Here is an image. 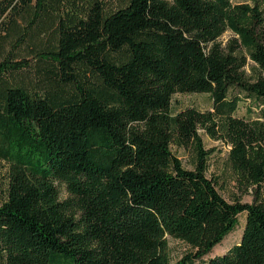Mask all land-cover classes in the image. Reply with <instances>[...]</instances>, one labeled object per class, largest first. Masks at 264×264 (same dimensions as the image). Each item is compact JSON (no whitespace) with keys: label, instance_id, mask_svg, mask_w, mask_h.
I'll use <instances>...</instances> for the list:
<instances>
[{"label":"trees","instance_id":"trees-1","mask_svg":"<svg viewBox=\"0 0 264 264\" xmlns=\"http://www.w3.org/2000/svg\"><path fill=\"white\" fill-rule=\"evenodd\" d=\"M199 131L250 203L205 175ZM1 162L0 264H189L241 213L203 264H264V0H0ZM166 236L191 251L170 263Z\"/></svg>","mask_w":264,"mask_h":264},{"label":"rangeland","instance_id":"rangeland-1","mask_svg":"<svg viewBox=\"0 0 264 264\" xmlns=\"http://www.w3.org/2000/svg\"><path fill=\"white\" fill-rule=\"evenodd\" d=\"M232 3H251V0H231ZM227 33L222 36L225 39ZM211 101L206 93H173L170 99L169 110L171 113L177 112L187 107H192L197 110L203 111L210 109ZM248 99H242L237 102V106L233 115L252 117L255 112V107L250 105ZM250 108V110H249ZM199 135L203 144V147L209 151L207 158V169L205 175L215 181V186L220 195L226 200L230 201L233 197L239 199L240 202L250 203L252 201L251 188L241 189L238 188L234 181V176L231 173L226 160V154L228 146L220 142L219 140H213L208 137L204 132L199 131ZM170 151L178 159L185 168H190V153L187 149L170 146ZM0 167V181L4 183L6 177V164L1 162ZM61 198L66 197L68 194L63 186H60ZM243 214L237 215L236 226L226 236H224L220 242L215 244L211 250L204 256L198 259H193L189 264H203L204 260L208 256L221 254L226 251L232 244L239 240V236L242 231ZM167 248L169 254L170 263H173L180 258L184 257L191 249L178 239L166 236ZM188 261L185 260V263Z\"/></svg>","mask_w":264,"mask_h":264}]
</instances>
